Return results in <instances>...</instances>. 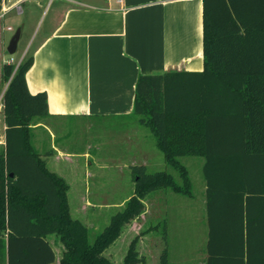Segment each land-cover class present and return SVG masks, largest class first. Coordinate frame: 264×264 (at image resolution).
Here are the masks:
<instances>
[{
	"label": "trees",
	"instance_id": "1",
	"mask_svg": "<svg viewBox=\"0 0 264 264\" xmlns=\"http://www.w3.org/2000/svg\"><path fill=\"white\" fill-rule=\"evenodd\" d=\"M203 51V71L141 75L136 85L134 113L183 184L166 171L132 166L133 195L93 242L89 228L71 214L68 183L48 169L33 144L35 118L50 114L47 93L28 88L33 57L17 66L0 56V82L8 84L2 98L0 264L53 263L49 235L63 244L61 264H114L105 250L144 213L151 192L192 194L183 156L204 157L206 264H264V0H203ZM139 239L131 241L124 264H148ZM160 264H169L167 247Z\"/></svg>",
	"mask_w": 264,
	"mask_h": 264
},
{
	"label": "crops",
	"instance_id": "2",
	"mask_svg": "<svg viewBox=\"0 0 264 264\" xmlns=\"http://www.w3.org/2000/svg\"><path fill=\"white\" fill-rule=\"evenodd\" d=\"M48 7L53 12L48 26L32 31L21 54L9 57L12 36L21 29L17 52L24 31L13 24L26 12ZM0 53L2 63L12 59L17 66L33 57L28 88L33 94L46 92L50 109L32 124L33 144L48 169L68 183L69 200L76 198L79 206V212L71 206V214L89 228L88 220L96 222L105 206L93 201L99 195L93 191L97 173L109 166H95L98 148L82 122L133 120L141 75L203 71V0H0ZM148 136L136 126L117 136L116 149L132 150L130 165L148 168ZM205 189L207 200V184ZM60 260L56 255L49 264Z\"/></svg>",
	"mask_w": 264,
	"mask_h": 264
},
{
	"label": "rangeland",
	"instance_id": "3",
	"mask_svg": "<svg viewBox=\"0 0 264 264\" xmlns=\"http://www.w3.org/2000/svg\"><path fill=\"white\" fill-rule=\"evenodd\" d=\"M52 13L49 11V7L44 8V10L36 8L32 13L26 12L21 16L20 24H18L19 21L13 24L16 29L24 26L19 49L15 54L8 53L7 55L14 58L19 56L26 42V37L32 31L46 28L50 23ZM7 85L3 81L0 82V149L4 142L2 98ZM133 118V120L105 118L83 120L86 123L82 122L81 127L89 128L93 143L98 148L96 153L98 160L95 166H109L107 169H99L97 184L93 186V191H99V195L93 201L105 206L99 209L96 222L88 220L91 242L109 224L111 217L124 208L135 188L132 172L134 165H130L134 153L130 149H123V147L116 149L117 141L115 139H118L117 136L132 131L136 126L142 127L149 134L148 142H146L148 144L147 151L152 156L151 165L146 167L147 171L149 173L166 171L171 173L178 183L183 184L179 172L165 161L164 154L157 147L156 139L150 129L139 124L137 115H134ZM139 159L140 157L137 160ZM180 161L188 169L192 194L177 193L172 189L151 192L144 199V203H147V205L145 204L146 214L143 215V213L140 217L126 224L120 237L105 250L104 254L114 264H124L129 245L137 235H140L137 248L141 255L146 256L148 264H160V256L166 247L169 264H206L208 222L206 179L203 173L204 157L183 156L180 157ZM126 163L127 165L124 166ZM129 195L131 196L124 201ZM122 202L123 204H121ZM69 204L70 209L72 206L74 212H79L76 198L72 197ZM145 234H147V238L142 240L141 237ZM49 239L55 249L57 259L60 256L62 258L63 244L59 236L50 235Z\"/></svg>",
	"mask_w": 264,
	"mask_h": 264
},
{
	"label": "water",
	"instance_id": "4",
	"mask_svg": "<svg viewBox=\"0 0 264 264\" xmlns=\"http://www.w3.org/2000/svg\"><path fill=\"white\" fill-rule=\"evenodd\" d=\"M21 29L18 28L14 35L12 36L9 46H8V52L9 54H14L17 50L18 42L20 39Z\"/></svg>",
	"mask_w": 264,
	"mask_h": 264
},
{
	"label": "built area",
	"instance_id": "5",
	"mask_svg": "<svg viewBox=\"0 0 264 264\" xmlns=\"http://www.w3.org/2000/svg\"><path fill=\"white\" fill-rule=\"evenodd\" d=\"M13 62V60L11 59L10 61H8L7 63H12Z\"/></svg>",
	"mask_w": 264,
	"mask_h": 264
}]
</instances>
